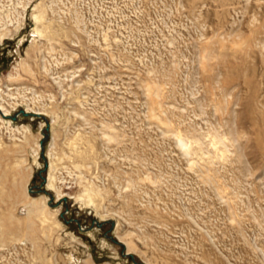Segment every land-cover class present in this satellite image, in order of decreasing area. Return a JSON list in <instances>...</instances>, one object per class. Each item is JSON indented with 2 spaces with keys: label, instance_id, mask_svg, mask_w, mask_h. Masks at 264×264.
<instances>
[{
  "label": "rangeland",
  "instance_id": "rangeland-1",
  "mask_svg": "<svg viewBox=\"0 0 264 264\" xmlns=\"http://www.w3.org/2000/svg\"><path fill=\"white\" fill-rule=\"evenodd\" d=\"M0 32V264H264V0H0Z\"/></svg>",
  "mask_w": 264,
  "mask_h": 264
},
{
  "label": "bare ground",
  "instance_id": "bare-ground-1",
  "mask_svg": "<svg viewBox=\"0 0 264 264\" xmlns=\"http://www.w3.org/2000/svg\"><path fill=\"white\" fill-rule=\"evenodd\" d=\"M2 35H3V33H1L0 32V38H2ZM25 106L27 107V109L25 110V111H31L32 113H38L37 112V110H33V109H31L27 104H25ZM0 108H1V115L0 116H2V115H4V116H6V115H8V109L7 108H5V107H3L2 105H0ZM29 109V110H28ZM40 112V111H39ZM3 121V120H2ZM8 122V121H7ZM6 122V123H7ZM26 129V128H25ZM25 136V135H24ZM21 144L19 145V147L21 148ZM36 148H39V143H38V141L36 142ZM36 148L34 149V153H35V155L37 154V152H36ZM50 162V168H51V161H49ZM49 168V169H50ZM52 176L53 175H51V172H48V175H47V179L45 180V182H46V185H47V187H48V189H50L51 191H53L54 193H55V197L58 199V198H60V197H62L63 195H65V194H63V192H61V190H60V187L59 186H56V185H54L53 183H54V181H53V183H52V180H51V178H52ZM24 177H25V174L22 172V174H21V178L22 179H24ZM23 186V191H21V190H18L17 191V196H19V197H27V194L29 193L28 191H27V187H25V185H22ZM20 188V187H19ZM95 190V189H94ZM92 188H85V195L87 196V198L88 199H90V197H91V195H93L94 194V192L96 193V191H94ZM84 194V193H83ZM78 198L80 197V195H78L77 196ZM91 198H93V197H91ZM45 199H46V196H42V200H41V202H42V208H38V205H39V203H38V205H37V200H36V198H33V197H30V199L28 198V200L26 201V202H24V206L26 207V211H27V214L29 215V214H31V213H34V212H37V213H39V215H42V216H40V217H42L41 218V221H42V223L44 222V221H46L47 220V216L44 214L45 212H44V208L46 209V207H47V203L45 202ZM80 199H81V197H80ZM83 199V198H82ZM90 201H91V199H90ZM40 202V201H39ZM49 217V216H48ZM53 223L55 224V223H58V222H56L55 220L53 221ZM59 224V223H58ZM118 237H119V239H121V242L123 243V244H125V247H126V250H127V252H130L131 251V247H132V245H131V243L129 244V242L127 241V240H125L122 236H120V235H118ZM80 264H96V263H94L93 261H92V259L90 258V256H89V254H88V256H86V258H84L82 261H81V263Z\"/></svg>",
  "mask_w": 264,
  "mask_h": 264
},
{
  "label": "water",
  "instance_id": "water-1",
  "mask_svg": "<svg viewBox=\"0 0 264 264\" xmlns=\"http://www.w3.org/2000/svg\"><path fill=\"white\" fill-rule=\"evenodd\" d=\"M17 113H18V115H23V116H29V115L39 116V115H41V113H32V112L25 111V110H23V109H18V111H17L16 113H13V114L9 115L8 117H9L11 120H15V118L17 117ZM47 126H48V122L46 121V122H45V127H44L45 130H47ZM39 133L41 134V137H40V139H39V141H38V143H39V154L43 156L42 140L46 137L47 134H46L45 132H43V131H41V132H39ZM43 163H44V166H45V165H46V161H45L44 158H43ZM40 177H41V182H40L38 185H34V187H37V188H38L40 185H42V183H44V181H45V177L42 176V175H40ZM27 191H28V192H32V191H33V190L31 189V186H28V187H27ZM41 191H42L43 193L47 194L48 198L51 199V195H50V194H48V193L45 192L44 190H41ZM61 200L65 202V197H61ZM47 205H51V202H50V201H47ZM96 223H97V222H96ZM113 226H114V223H113V222H110V227H113ZM107 237H108L109 239L112 240V237H110V236H107ZM115 242H116L117 244H119L122 248L124 247V244H123L121 241L116 240ZM121 255H122L123 257H130V259H131L135 264H139L138 262H136V261L133 259V256L131 255L130 252L123 251V252L121 253Z\"/></svg>",
  "mask_w": 264,
  "mask_h": 264
}]
</instances>
